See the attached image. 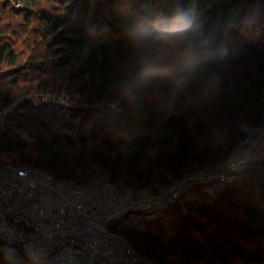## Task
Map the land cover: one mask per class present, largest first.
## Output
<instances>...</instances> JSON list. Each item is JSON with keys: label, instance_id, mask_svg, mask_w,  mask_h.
I'll list each match as a JSON object with an SVG mask.
<instances>
[{"label": "trees", "instance_id": "trees-1", "mask_svg": "<svg viewBox=\"0 0 264 264\" xmlns=\"http://www.w3.org/2000/svg\"><path fill=\"white\" fill-rule=\"evenodd\" d=\"M20 1L18 9L0 1V105L34 89L55 94L64 89L76 101L72 106L28 100L16 105L11 112L19 117L16 128L32 142L26 144L13 127H0V154L9 162L34 165L60 181L84 183L91 168L99 166L122 185H161L170 181L166 173L177 178L225 161L238 147L243 122L264 123V55L249 41L254 27L243 23L242 4L220 17L216 0H165L170 22L163 27L174 31L179 26L184 40L181 57L169 55L168 68L157 59L153 37L139 35L142 27L128 15L129 0H123L125 9L107 0L104 23L97 21L93 0H64L71 3L66 12L39 10L31 28L33 0ZM135 8L146 23L162 28L153 22V0H138ZM19 14L20 23L9 19ZM192 18L199 24L196 29ZM224 23L231 26L229 44L240 53L239 92L232 90L230 68L222 62V41L211 53L200 45ZM261 159L239 172L248 174L245 179L213 195L215 204L223 202L219 213L228 209L237 216L213 218L217 231L212 237L186 236L189 219L174 204L144 217L145 229L133 224L112 229L158 264H234L230 257L245 264L261 262L264 246L256 252L242 241L256 236L253 227L264 229Z\"/></svg>", "mask_w": 264, "mask_h": 264}, {"label": "built area", "instance_id": "built-area-1", "mask_svg": "<svg viewBox=\"0 0 264 264\" xmlns=\"http://www.w3.org/2000/svg\"><path fill=\"white\" fill-rule=\"evenodd\" d=\"M8 1L22 5L20 0ZM20 100L0 105V127ZM42 100L58 102L54 95ZM241 132L238 147L225 161L161 185H119L99 169L85 183L60 181L34 165L2 162L0 241L15 247L30 264H158L112 226L128 225L129 217L153 213L192 192L213 196L219 187L232 185L259 157L256 148L264 139V123L243 122Z\"/></svg>", "mask_w": 264, "mask_h": 264}, {"label": "rangeland", "instance_id": "rangeland-1", "mask_svg": "<svg viewBox=\"0 0 264 264\" xmlns=\"http://www.w3.org/2000/svg\"><path fill=\"white\" fill-rule=\"evenodd\" d=\"M3 1V0H0ZM107 0H93V7H94V14L98 17L97 21L99 23L105 22V20L108 17V11L105 8ZM116 6H119L120 8L125 9V5L123 3V0H112ZM138 0H129L130 4L127 8L128 15H130L135 21L138 20L139 25L142 27L141 33L139 35H149L152 36L154 41H155V48L157 51V59L164 63L166 67L169 68L167 58L169 55L172 53H175L176 55H180V48L182 47L183 44V37L181 36V32H179L180 28L177 26L174 31L167 30V28H164V24L168 23L169 19L167 17V12H168V7L165 2V0H153V6H154V13H155V19L153 22L157 23H162V28H155V26H151L150 24L146 23L145 19L141 15V13L135 8V4ZM197 4V0H195ZM242 4L246 10L245 15L243 17V23L245 24H252L254 27L253 32L250 34L249 41L250 43L255 46L258 50H260L263 55H264V0H216V11H218L219 16L221 17L223 13L226 11H231L233 8H235L237 5ZM71 5L69 1H64V0H33V6H32V14L33 16L29 19V27L31 28L32 25H35V15L38 13L39 10H44L45 12L53 13L54 15H60L66 12L67 6ZM132 5V6H131ZM15 9H18L19 7H14ZM17 22L23 21L22 17L19 15L17 16H11L9 19H13ZM103 19V20H102ZM8 20V19H6ZM5 21V20H4ZM110 21V20H109ZM195 18L191 19V24H194L193 28L196 29L197 26L199 25L197 22H195ZM170 22V21H169ZM6 23V21L4 22ZM225 24V23H224ZM16 26V24H15ZM23 25L20 24L19 26L16 27L18 30V35H20V32L22 31ZM146 26V28H144ZM14 27V25H13ZM228 27H231L229 23L225 24L220 29V32L214 35H211L209 39H206L205 42H200V45L203 46V49H206L208 53H211V50L213 47H217L219 43L222 41V54H221V59L222 62L227 65L230 68V78H231V83L230 86L233 91L239 92V73H240V68L236 65V59L239 57L240 53L234 50V48L229 44L228 38H227V33ZM169 29V28H168ZM242 35H244L242 33ZM20 38V36H18ZM22 39V38H21ZM217 43V44H216ZM139 51V48H138ZM28 53V52H27ZM25 58V56L23 55ZM24 58H22V63L24 62ZM4 73V71L0 70V75ZM171 75V74H169ZM57 92V91H56ZM46 95H57V101L56 103L64 106H72L75 105L74 102L76 101V96L69 95L67 92L63 89L55 94V92H50V91H41V90H32L29 92H19L14 94V100H20L19 103L23 100H28L34 104H41V103H48L42 100V98ZM17 103V105L19 104ZM16 105L10 110L11 114L8 118V121H6L3 124L4 128L7 127H13L15 128V133L26 143L30 144L32 142V139L24 132L23 130H20L19 128H16L17 126V121L19 117H17L15 114L11 113L12 110ZM215 111V110H214ZM215 121V124L218 125V122L216 119H213ZM244 121V120H243ZM153 149H151L152 151ZM256 151L260 153L258 158H254L252 161L259 160L261 159V162L264 161V139L262 140L261 144L256 148ZM154 152V151H153ZM10 159L6 155L0 154V163L2 162H9ZM99 169L102 171H106L105 169L100 168L99 166H93L91 168V173L90 176L92 175L93 171ZM164 173V172H163ZM163 173L161 175L163 176ZM165 178L167 180H170L172 176L170 174H164ZM248 174H239L237 176V180H243ZM90 176L87 178V180L90 178ZM86 180V181H87ZM85 181V182H86ZM84 182V183H85ZM119 184V183H118ZM133 185L130 186H137V187H143L141 183H131ZM154 184H160V183H154ZM122 185V184H119ZM128 186V185H127ZM223 187H219L218 191L222 189ZM243 190V187L241 188ZM246 195V194H244ZM210 198L204 196L201 193L197 192H192L191 194L185 196L179 201L173 202L171 204H174L173 207L176 209H179L182 215L184 217H187L189 220L186 222V228L184 230V233L186 236L194 239H201L203 236H208L212 237L216 233V229L214 227L213 218L223 220L224 216L227 217V215H233L237 216L236 213L230 211L227 209V211H221L222 213L218 212L219 206L223 202H217L218 204H215L213 202V197L212 195L209 196ZM244 197V196H243ZM247 197V196H246ZM231 199H235L237 203H242V200L236 199V197H232ZM243 206H247V202L242 203ZM205 206V207H204ZM205 208L207 210L206 214H202L200 209ZM217 209V210H215ZM261 209H264V202L261 204ZM155 212L150 213V214H144L140 213L135 216L129 217V224H133L136 226H140L141 228L145 229V225L143 224V220L145 219L144 217L150 218L154 215ZM153 214V215H152ZM241 216V215H240ZM239 216V217H240ZM242 218V217H241ZM242 220V219H241ZM264 228V227H263ZM254 232H256L255 235H250L246 239H243V242H250L252 244L253 250H257V246H264V234H261L260 232L264 233V229H260L259 231L256 230V227H253ZM236 243H242L241 239L240 240H235ZM258 252V251H256ZM221 253L218 252L216 253V257ZM255 253L254 255H256ZM209 255V253H208ZM259 255V254H258ZM5 256V257H4ZM0 255V264H13L9 259L7 255ZM260 258L264 259V253H260L259 255ZM252 259V258H251ZM249 264H264V260L261 262L258 261H252L248 260ZM230 263L234 264H245L243 262H240L236 260L235 258L229 259ZM203 264V263H200Z\"/></svg>", "mask_w": 264, "mask_h": 264}, {"label": "crops", "instance_id": "crops-1", "mask_svg": "<svg viewBox=\"0 0 264 264\" xmlns=\"http://www.w3.org/2000/svg\"><path fill=\"white\" fill-rule=\"evenodd\" d=\"M94 203H100L97 202V200H92ZM52 206V204H51ZM0 255L4 256L7 255L8 259L13 263V264H30L28 261L23 259L20 254L18 253L17 249L15 247L0 241ZM5 257V256H4Z\"/></svg>", "mask_w": 264, "mask_h": 264}]
</instances>
